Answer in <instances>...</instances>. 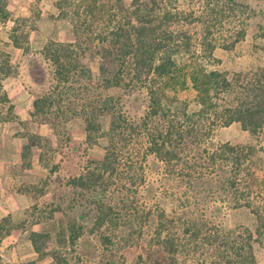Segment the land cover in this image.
I'll list each match as a JSON object with an SVG mask.
<instances>
[{
    "label": "trees",
    "instance_id": "1",
    "mask_svg": "<svg viewBox=\"0 0 264 264\" xmlns=\"http://www.w3.org/2000/svg\"><path fill=\"white\" fill-rule=\"evenodd\" d=\"M56 4L72 21L75 39H50L41 47L52 85L33 97L31 114L53 122L79 114L89 143L102 134L100 117L107 116L103 154L68 178L94 193L93 226L100 238L112 241L105 230L119 222L142 236L151 218L148 264H178L179 255L183 264H257L253 242L264 244V146L213 138L217 127L232 122L252 134L264 129V64L228 71L216 66L220 58L214 53L217 45L231 47L245 34L242 20L224 32L225 19L255 8L248 0ZM27 23L26 16H13L8 0H0L3 101L9 100L1 79L12 63L2 44L27 49ZM90 48L98 57L95 72L84 60ZM118 90L143 105L139 114L123 108L114 95ZM226 205L248 208L254 229L224 228ZM11 227L10 217L2 216L0 241ZM78 227L68 224L70 242L80 235ZM28 236L43 255L48 232L31 229Z\"/></svg>",
    "mask_w": 264,
    "mask_h": 264
},
{
    "label": "rangeland",
    "instance_id": "2",
    "mask_svg": "<svg viewBox=\"0 0 264 264\" xmlns=\"http://www.w3.org/2000/svg\"><path fill=\"white\" fill-rule=\"evenodd\" d=\"M248 2L255 11L249 10L248 15L232 14L224 21L222 30L226 32V28L242 20L245 34L231 47L216 46L219 68L246 70L264 64V0ZM8 6L13 16L27 17L29 47L2 44L9 53L12 72L1 79L9 101L0 98V218L8 215L12 227L0 241V264H25L30 260L35 264H148L154 248L150 238L153 219L145 223L142 236L130 234L119 222L107 225L105 230L112 241L101 239L93 226L94 193L68 182L88 159L103 154L107 116L100 117L102 134L89 143L79 114L54 122L31 114L33 97L52 85L51 68L40 49L50 39L74 40L72 21L60 14L56 0H8ZM0 39L6 40L3 31ZM91 49H87L84 60L95 72L98 57ZM114 95L119 96L128 113L135 116L141 112L143 105H134L128 94L118 90ZM213 138L264 146V129L252 134L238 122H232L217 127ZM222 211L224 228L254 229V218L248 208L226 205ZM70 222L81 230L73 242L68 237ZM31 229L49 234L46 252L41 256L29 239ZM253 248L257 264H264V244L254 241ZM178 259V264L185 262L183 255Z\"/></svg>",
    "mask_w": 264,
    "mask_h": 264
}]
</instances>
